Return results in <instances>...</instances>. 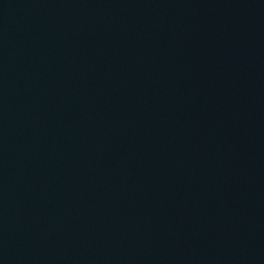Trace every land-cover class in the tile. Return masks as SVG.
I'll use <instances>...</instances> for the list:
<instances>
[{
	"label": "water",
	"instance_id": "95a60500",
	"mask_svg": "<svg viewBox=\"0 0 264 264\" xmlns=\"http://www.w3.org/2000/svg\"><path fill=\"white\" fill-rule=\"evenodd\" d=\"M2 264H264V58Z\"/></svg>",
	"mask_w": 264,
	"mask_h": 264
}]
</instances>
